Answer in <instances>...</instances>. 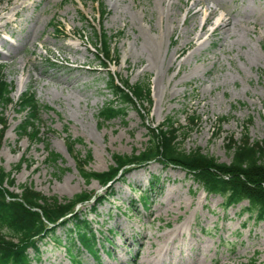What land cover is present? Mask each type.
Listing matches in <instances>:
<instances>
[{
  "label": "rangeland",
  "instance_id": "1",
  "mask_svg": "<svg viewBox=\"0 0 264 264\" xmlns=\"http://www.w3.org/2000/svg\"><path fill=\"white\" fill-rule=\"evenodd\" d=\"M99 30L111 35L115 50L104 67L94 52ZM48 59L57 66L49 68ZM0 65L15 86L14 100L26 89L34 92L43 106L40 135L61 155L47 162L43 142L19 137L24 111L9 104L0 166L12 169L23 154L31 166L23 163L13 174L15 185L4 186L12 194L27 183L59 199L95 196L79 209L108 242L97 260L80 250L83 264H245L251 258L264 264V220L237 215L247 201L225 210L220 195L157 161L108 186L86 183L64 140L81 138L75 150L81 156L90 151L86 168L103 171L113 153L144 148L145 121L156 127L169 116L183 131L196 115L181 148H200L221 162L231 160L227 137L240 138L249 117L251 139H264V0H0ZM108 71L150 86L144 113L129 107L123 121L100 122L98 109L111 98ZM40 250L39 264H75L49 239Z\"/></svg>",
  "mask_w": 264,
  "mask_h": 264
},
{
  "label": "trees",
  "instance_id": "2",
  "mask_svg": "<svg viewBox=\"0 0 264 264\" xmlns=\"http://www.w3.org/2000/svg\"><path fill=\"white\" fill-rule=\"evenodd\" d=\"M94 52L102 67L106 66L110 54L115 53L111 46V35L106 31L99 30L94 33ZM47 63L49 68L57 66L50 59ZM2 69L3 66L0 65V139L7 128L5 108L12 104L17 112L24 111L16 124L17 135L43 142L47 152L45 161L56 163L61 155L50 150L49 143L40 135V112L43 106L29 89L14 100L12 93L15 86L6 79ZM106 86L111 98L107 97L98 109L97 117L100 122L116 118L123 121L129 107L144 113L143 103L151 102V89L146 82L137 81L131 84L128 79H121L116 73L108 71ZM144 116L143 114V119ZM197 118L194 114L190 115L188 124L181 126L183 131L170 116L156 127H150L145 121L143 124L149 133L144 148L130 154L113 153V163L103 171L86 168L91 160L90 151L81 156L75 150L76 143L82 142L81 138L66 135L64 140L79 175L86 183L96 180L101 186H108L131 169L157 161L164 166L183 169L207 194L220 195L221 206L225 210L247 201V205L241 206L237 215L246 213L248 219H253L254 222L263 221L264 139H251L248 126L252 119L249 117L243 122L240 138L235 139L233 135L227 137L226 147L231 153V160L221 162L203 153L200 148L189 151L181 148L180 138L186 137ZM224 119L226 117L222 116L219 121L223 122ZM23 163L31 166L25 154L10 170L0 166V264H39L40 246L46 239L53 241L54 245H62L69 259L75 264H83L77 258L80 250L97 260L100 252L106 248L103 241L108 242V239L101 230L93 226V221L87 218L84 210L77 209L78 205L87 204L95 196L80 192L71 199H59L56 196H46L27 183L19 184V192L12 194L4 185H15L13 174L21 169ZM109 193L107 191L96 199L89 208L94 210L96 204L105 200ZM141 199L145 206L147 196L143 195ZM57 230H61L63 238L56 233ZM245 264H256V259L251 258Z\"/></svg>",
  "mask_w": 264,
  "mask_h": 264
},
{
  "label": "bare ground",
  "instance_id": "3",
  "mask_svg": "<svg viewBox=\"0 0 264 264\" xmlns=\"http://www.w3.org/2000/svg\"><path fill=\"white\" fill-rule=\"evenodd\" d=\"M197 1V0H196ZM167 37V36H166ZM158 42V41H157ZM26 43V42H25ZM156 44V43H154ZM159 46V44H157ZM155 47V46H154ZM160 49V48H159ZM17 51V50H16ZM176 52V51H175ZM19 88V87H18ZM133 168V167H132ZM129 172V171H128ZM119 179V178H118ZM113 183V182H112ZM112 185V184H111ZM100 200V199H99ZM92 206V205H91ZM217 262V261H216Z\"/></svg>",
  "mask_w": 264,
  "mask_h": 264
}]
</instances>
